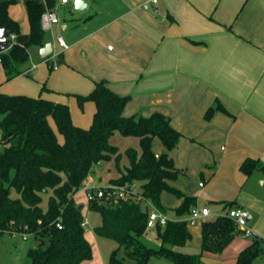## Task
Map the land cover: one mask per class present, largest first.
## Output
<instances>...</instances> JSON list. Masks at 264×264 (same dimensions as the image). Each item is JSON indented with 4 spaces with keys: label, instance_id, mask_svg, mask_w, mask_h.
<instances>
[{
    "label": "crops",
    "instance_id": "1",
    "mask_svg": "<svg viewBox=\"0 0 264 264\" xmlns=\"http://www.w3.org/2000/svg\"><path fill=\"white\" fill-rule=\"evenodd\" d=\"M84 1L86 6L75 10L73 0H56L61 21L46 31L44 39V44L53 43L52 53L41 58L43 45L30 46L29 63H22L13 79L6 80L0 63V91L66 102L75 124L89 127L96 104L86 100L80 106L75 93L87 94L95 81L104 80L113 91L130 96L124 115L154 111L167 115L182 137L176 147L168 149L155 136L152 149L157 154L166 152L184 171L168 182L196 196V206H207L216 215L226 212L223 206L228 201L248 208L252 231L246 236L241 230L220 253L202 252L204 219L176 215L174 208L183 198L164 190L160 198L168 208V219L186 218L192 234L186 244L174 249L202 253L205 263L240 264L238 255L252 237L264 238V167L249 174L240 169L248 157L264 165V0ZM8 13L22 33L29 32L25 0L10 3ZM59 31L67 48L57 42ZM53 53L57 54L55 67ZM30 75L35 77L33 92L9 88L14 82L26 86ZM216 99L229 113L217 110L206 118V110ZM136 141L128 147L138 148L139 138ZM125 149L119 147L121 152ZM126 163L123 155L121 166ZM91 172L98 186L119 175L114 159ZM74 198L87 205L79 191ZM152 258L148 264H156ZM92 260L80 264H94ZM163 262L159 264H170ZM250 264H264V255Z\"/></svg>",
    "mask_w": 264,
    "mask_h": 264
},
{
    "label": "trees",
    "instance_id": "2",
    "mask_svg": "<svg viewBox=\"0 0 264 264\" xmlns=\"http://www.w3.org/2000/svg\"><path fill=\"white\" fill-rule=\"evenodd\" d=\"M1 1L4 6L0 10V26L8 30L7 35L16 34L15 43L0 51V63L7 79H11L21 72L20 65L29 57L28 48L44 45L46 31L42 28L41 15L56 0H25L30 23L27 33L21 32L18 22L8 13V5L14 0ZM75 96L80 106L86 100L96 104L89 127L75 124L66 102L0 91V236L6 231L30 232L36 243L28 250L29 264H80L92 259L93 247L83 224L84 206L80 208L74 196L94 167L114 159L119 175L110 178L108 183L122 186L137 182L138 187L136 192L117 199L106 197L100 188L87 200V207L101 215L96 234L117 243L108 264H148L152 257L165 258L174 264H221L205 263L202 253L174 249L192 237L186 218L168 219L164 225H155L159 246H151L144 239L149 202L164 213L168 210L160 198L162 191L183 198L174 208L179 217L190 215L197 204L196 196L168 182L184 171L176 167L166 152L157 154L152 149L155 136L168 149L178 145L182 132L171 124L170 118L160 111L124 115L130 96L113 91L104 80L95 81L89 93H75ZM217 110L228 112L216 99L205 117L210 118ZM116 131L138 137L139 147H127L121 152L110 142ZM123 155L127 163L121 166ZM262 167L261 161L251 157L240 165L246 174ZM44 199H47L46 206L42 205ZM234 204L228 201L223 207L227 210ZM239 232L241 229L225 213L204 219L202 252H222ZM252 239L239 253L238 263L250 264L264 255V238L253 236Z\"/></svg>",
    "mask_w": 264,
    "mask_h": 264
},
{
    "label": "rangeland",
    "instance_id": "3",
    "mask_svg": "<svg viewBox=\"0 0 264 264\" xmlns=\"http://www.w3.org/2000/svg\"><path fill=\"white\" fill-rule=\"evenodd\" d=\"M34 48H31V53L33 54ZM57 57V56H56ZM54 57L53 67L57 65V59ZM29 63V59L26 61ZM25 62V63H26ZM26 63V64H27ZM52 70V69H51ZM6 73V72H5ZM29 78L31 82L23 86L21 83L16 84L15 82L11 84L9 88L13 91L15 90H27L33 92V83L35 82L34 76L30 75ZM13 79V78H12ZM34 79V80H33ZM7 80V78H6ZM34 81V82H33ZM24 87V88H23ZM3 92V91H2ZM5 92V91H4ZM6 93V92H5ZM8 94H21V93H8ZM138 138L136 136H124L121 133H116V136L111 138V142L115 145H118L121 150H124L128 146H135ZM1 146V145H0ZM91 172V171H90ZM81 190V191H80ZM79 190V197L86 203V195ZM14 196H17V193L14 192ZM43 206L47 205V199H44L42 202ZM149 205H151L149 203ZM170 209V208H169ZM84 216L88 219L86 224V236L90 240V243L93 247V257L92 261L94 264H108V259L111 251L117 246V243L107 237H102L96 234L95 227L101 222V215L99 212L90 210L87 205L84 207ZM145 241L151 246H159L160 239L157 237V229L151 228L148 230L144 236ZM36 243V239L33 235H30L27 239H23L20 233H9L4 232L0 236V261L2 264H29L28 250L33 247ZM152 263H162L164 260L168 263L173 264L172 261L165 258L153 257ZM164 263V262H163Z\"/></svg>",
    "mask_w": 264,
    "mask_h": 264
},
{
    "label": "built area",
    "instance_id": "4",
    "mask_svg": "<svg viewBox=\"0 0 264 264\" xmlns=\"http://www.w3.org/2000/svg\"><path fill=\"white\" fill-rule=\"evenodd\" d=\"M61 1L63 3L68 2V0H61ZM153 1L155 2L156 0ZM60 21H61L60 17L56 12L54 6L47 7L46 10L41 15V24H42V28L45 31L51 30L53 25L58 24ZM7 37L10 46L15 43V37H16L15 33H11L7 35ZM56 39L60 47H62L63 49L68 47V43L65 41L64 36L60 31L57 32ZM108 48H112V45H108ZM56 55H57L56 53H53L52 57H55ZM0 62H1V56H0ZM91 173L92 172H89L86 180L84 181L83 185L80 188L85 193L87 200L93 198L95 196V193H97V190L100 188H103L104 192L106 193V197L108 198L114 197L115 199L119 197H125L126 195L137 191L136 190L138 187L137 182H132L131 184L122 185V186H117L109 183L103 186H98L90 178ZM200 185L202 186L203 182H200ZM225 214H227L229 217L233 219L236 226L242 230L244 235L250 236L252 234V231L248 226V222H249L248 218L249 216H251L250 210L248 208L243 206H231L227 208ZM190 216L194 219H206V218H214L216 214H213L210 208L207 206L199 207L195 205L191 209ZM167 220H168V216L166 215V213L160 211L159 209L151 205L149 219L147 223L148 227L155 226L157 223L164 225L167 222ZM38 222L41 223L42 221L39 219ZM87 223L88 220L85 218L83 224L86 226ZM57 226L61 228L62 224L58 222ZM12 233L13 234L20 233L23 239H27L30 235H32L28 231H22V232L13 231Z\"/></svg>",
    "mask_w": 264,
    "mask_h": 264
},
{
    "label": "water",
    "instance_id": "5",
    "mask_svg": "<svg viewBox=\"0 0 264 264\" xmlns=\"http://www.w3.org/2000/svg\"><path fill=\"white\" fill-rule=\"evenodd\" d=\"M73 5L75 10H81L86 6V3L84 0H73ZM4 6V2H0V10H2ZM8 30L0 26V51H5L10 47L9 41H8ZM53 51V43L51 41L46 42L41 48H40V57L44 58L50 55ZM60 62V61H58ZM100 197L102 199V195L100 194ZM82 205H80V208ZM250 220V216L248 218Z\"/></svg>",
    "mask_w": 264,
    "mask_h": 264
}]
</instances>
